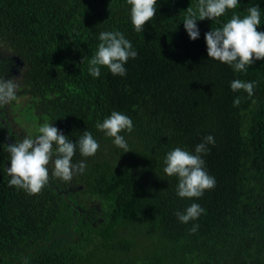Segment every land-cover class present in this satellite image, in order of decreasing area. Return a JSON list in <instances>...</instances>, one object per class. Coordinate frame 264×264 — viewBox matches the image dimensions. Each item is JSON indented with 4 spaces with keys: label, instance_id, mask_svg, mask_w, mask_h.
<instances>
[{
    "label": "trees",
    "instance_id": "1",
    "mask_svg": "<svg viewBox=\"0 0 264 264\" xmlns=\"http://www.w3.org/2000/svg\"><path fill=\"white\" fill-rule=\"evenodd\" d=\"M197 4L157 0L137 32L127 0H0V79L19 85L0 106V264H264V59L236 72L209 58L205 41L253 5L264 32V0L198 20L192 40L183 21ZM106 31L138 52L123 77L106 66L99 77L88 72ZM236 79L255 81L254 95L232 91ZM113 111L133 122L120 133L130 151L96 128ZM45 122L73 143L89 131L100 147L90 157L77 147L72 163L86 168L65 182L52 175L53 145L49 182L30 195L9 186L7 145L35 138ZM207 135L215 144L202 159L215 187L181 198L165 156L177 147L194 154ZM192 203L205 212L181 223L175 213Z\"/></svg>",
    "mask_w": 264,
    "mask_h": 264
},
{
    "label": "clouds",
    "instance_id": "2",
    "mask_svg": "<svg viewBox=\"0 0 264 264\" xmlns=\"http://www.w3.org/2000/svg\"><path fill=\"white\" fill-rule=\"evenodd\" d=\"M131 6V22L137 32H143V26L156 15L157 0H127ZM238 0H198L196 10L187 8V15L183 25L190 39L199 38L198 20H214L222 16L226 10L235 9ZM197 15L199 19H197ZM261 10L258 5L247 9V14L241 18L234 14L221 28L211 29L205 33L207 54L211 59L230 65L236 72H247L248 67L255 60L264 59V32L258 31L261 23ZM100 43L94 56L88 60V72L93 77L100 76V66H106L113 75H126L124 65L129 58L135 59L138 52L133 49L129 40L119 31L101 32ZM86 59L84 57L83 60ZM232 91L243 90L248 97L254 95L256 82H245L240 79L230 84ZM19 85L13 79H0V106L7 105L17 99ZM242 101L236 97L233 106L238 107ZM96 128L105 132L108 137L114 138L115 146L130 151L121 132H131L133 122L130 117L113 111L103 122H97ZM35 138H24L21 142L7 145L10 153V166L7 173L11 177L9 186L26 191L28 194H38L49 182L48 165L52 161L55 145V160L52 175L63 181H71L76 173L82 174L86 164L81 161L72 163L77 147L84 157L95 155L99 150V143L89 131H84L80 138L73 143L53 124L45 122L38 129ZM215 144L214 137L207 135L203 142L195 147L194 154L177 147L170 150L165 156L163 171L167 176H177V195L181 198H200L205 190L215 187V178L205 170L203 154H207V145ZM163 191V190H162ZM205 210L197 203H192L184 212H176L178 220L187 224L196 220ZM199 225L194 224L190 232L195 233Z\"/></svg>",
    "mask_w": 264,
    "mask_h": 264
}]
</instances>
